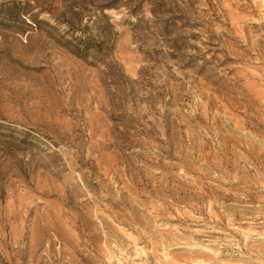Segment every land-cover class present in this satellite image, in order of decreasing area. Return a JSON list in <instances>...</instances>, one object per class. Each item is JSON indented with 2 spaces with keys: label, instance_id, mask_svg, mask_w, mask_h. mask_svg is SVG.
<instances>
[{
  "label": "rangeland",
  "instance_id": "obj_1",
  "mask_svg": "<svg viewBox=\"0 0 264 264\" xmlns=\"http://www.w3.org/2000/svg\"><path fill=\"white\" fill-rule=\"evenodd\" d=\"M0 264H264V0H0Z\"/></svg>",
  "mask_w": 264,
  "mask_h": 264
},
{
  "label": "bare ground",
  "instance_id": "obj_2",
  "mask_svg": "<svg viewBox=\"0 0 264 264\" xmlns=\"http://www.w3.org/2000/svg\"><path fill=\"white\" fill-rule=\"evenodd\" d=\"M225 217V216H224Z\"/></svg>",
  "mask_w": 264,
  "mask_h": 264
}]
</instances>
